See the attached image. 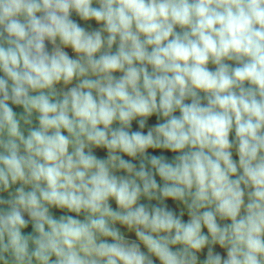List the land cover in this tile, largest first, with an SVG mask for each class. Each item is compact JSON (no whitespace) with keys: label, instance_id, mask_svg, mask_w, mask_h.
<instances>
[{"label":"clouds","instance_id":"9594fccd","mask_svg":"<svg viewBox=\"0 0 264 264\" xmlns=\"http://www.w3.org/2000/svg\"><path fill=\"white\" fill-rule=\"evenodd\" d=\"M0 73V264H264V0H0Z\"/></svg>","mask_w":264,"mask_h":264},{"label":"rangeland","instance_id":"374dc122","mask_svg":"<svg viewBox=\"0 0 264 264\" xmlns=\"http://www.w3.org/2000/svg\"><path fill=\"white\" fill-rule=\"evenodd\" d=\"M94 6H96V5H94ZM72 18L74 20H76L78 23H80L81 26L85 27L87 30H93V29H96V28L100 27V25H97L95 21H89V22L81 21L79 19V17L76 16L75 13L72 14ZM177 31H180V29L178 28ZM48 47H49V50H51V45L50 44L48 45ZM65 51H67L70 56L75 58V54L71 51V49H65ZM112 51L113 52L116 51V46L115 45L113 46ZM209 68L211 70H215V65L209 64ZM114 75H116L118 77L119 75H121V73H114ZM75 83L76 82L74 81L73 85H70V86H67V87L74 86ZM67 87L64 86L63 84L57 85L58 90L66 91ZM201 95H203V93H201ZM10 106L13 107V110L18 114V116L23 112V109L20 106H16V105H10ZM157 122L158 121H157L156 116H153V117L149 118L148 126H152V125L156 124ZM32 126L33 127L38 126V121L35 119V115L33 116V125ZM24 127H25V131H27V126H24ZM133 130H138V125L136 124V122H133ZM143 131H145V133H146L147 127ZM230 139H234V133L230 136ZM94 151L96 152V154L99 157H101V158H105L106 157V150L96 149ZM149 153L152 154V155H161L162 154V155H165L166 157H168L169 159H171L174 155H176L175 153H171V152H169L167 150H152V149H149ZM125 158L129 159L128 157H125ZM233 159L238 161V156L236 155L235 149H233ZM133 163H136L137 166H138L139 165V160L133 161ZM117 174L118 175H122L123 173H117ZM157 180L159 182V177H157ZM0 195H6V194H0ZM141 202L142 203H146V204L149 203L147 200H145L143 198H142ZM111 203H112L113 208H115L116 207L115 202L111 201ZM151 203L155 204L156 202L152 201ZM166 203L168 204V206L171 209H173V210L177 211V213H179V207L176 205V203H174L170 199L168 201H166ZM51 211L57 217H59L60 215H63V214L75 215L73 213H66L63 210H58V209H52ZM78 218L83 219V215H81ZM183 219L185 221H187L188 217H187L186 213H185ZM118 227H120V226L118 225ZM121 230L123 232H125L126 236H128L130 239H135L134 233H128L127 230L125 228H123V227H121ZM141 247H142V250L146 251V249H144L143 246H141ZM214 250L219 252V253H221L223 256H226V250L219 248V246H216ZM205 255H206V250H205V252L203 254H201V256H200L201 260L204 259ZM157 264H158V262H157Z\"/></svg>","mask_w":264,"mask_h":264},{"label":"crops","instance_id":"0c3cea01","mask_svg":"<svg viewBox=\"0 0 264 264\" xmlns=\"http://www.w3.org/2000/svg\"><path fill=\"white\" fill-rule=\"evenodd\" d=\"M32 231L31 225L27 229L24 230L25 234H28Z\"/></svg>","mask_w":264,"mask_h":264},{"label":"flooded vegetation","instance_id":"af4514ba","mask_svg":"<svg viewBox=\"0 0 264 264\" xmlns=\"http://www.w3.org/2000/svg\"><path fill=\"white\" fill-rule=\"evenodd\" d=\"M0 75H2V73H0Z\"/></svg>","mask_w":264,"mask_h":264}]
</instances>
